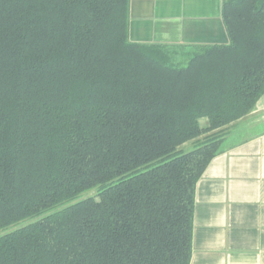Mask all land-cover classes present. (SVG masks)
Listing matches in <instances>:
<instances>
[{"label": "trees", "instance_id": "1", "mask_svg": "<svg viewBox=\"0 0 264 264\" xmlns=\"http://www.w3.org/2000/svg\"><path fill=\"white\" fill-rule=\"evenodd\" d=\"M129 2L0 0V264L190 262L196 183L264 93V0L185 52L131 41Z\"/></svg>", "mask_w": 264, "mask_h": 264}, {"label": "crops", "instance_id": "2", "mask_svg": "<svg viewBox=\"0 0 264 264\" xmlns=\"http://www.w3.org/2000/svg\"><path fill=\"white\" fill-rule=\"evenodd\" d=\"M223 0H130L129 39L189 49L228 41ZM194 192L189 264H264V93Z\"/></svg>", "mask_w": 264, "mask_h": 264}, {"label": "rangeland", "instance_id": "3", "mask_svg": "<svg viewBox=\"0 0 264 264\" xmlns=\"http://www.w3.org/2000/svg\"><path fill=\"white\" fill-rule=\"evenodd\" d=\"M177 51H187V49L183 50L181 48H176ZM173 59L175 61H183V54H180L178 52H174V56H173ZM185 60V59H184ZM255 106L256 104L254 105L253 109L250 110L249 113H247L245 116L239 118L238 120L232 122L229 126H228V132H227V135H226V138L223 140L222 144H221V147H226L227 145H229L235 138H236V135H235V128L238 130V128H241L242 130H244L243 126L245 124V122L247 120H249L250 116L253 114L254 110H255ZM202 124L204 125L205 124V120L202 119L201 120ZM88 192V191H87Z\"/></svg>", "mask_w": 264, "mask_h": 264}]
</instances>
